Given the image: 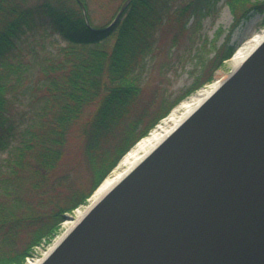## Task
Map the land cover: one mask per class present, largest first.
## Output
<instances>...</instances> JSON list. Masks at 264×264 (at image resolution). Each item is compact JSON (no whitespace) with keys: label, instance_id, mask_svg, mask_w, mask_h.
<instances>
[{"label":"trees","instance_id":"obj_1","mask_svg":"<svg viewBox=\"0 0 264 264\" xmlns=\"http://www.w3.org/2000/svg\"><path fill=\"white\" fill-rule=\"evenodd\" d=\"M125 1L0 0V153L18 141L0 172V264H24L66 215L87 204L121 157L179 101L210 83L234 51L227 37L213 56L200 58L178 95L143 100L148 57L214 0H129L105 29ZM250 8L263 15L264 26V0L241 6L234 25ZM47 31L68 45L62 53L46 48ZM72 134L81 159L77 176L66 162Z\"/></svg>","mask_w":264,"mask_h":264},{"label":"water","instance_id":"obj_2","mask_svg":"<svg viewBox=\"0 0 264 264\" xmlns=\"http://www.w3.org/2000/svg\"><path fill=\"white\" fill-rule=\"evenodd\" d=\"M41 264H264V41Z\"/></svg>","mask_w":264,"mask_h":264},{"label":"rangeland","instance_id":"obj_3","mask_svg":"<svg viewBox=\"0 0 264 264\" xmlns=\"http://www.w3.org/2000/svg\"><path fill=\"white\" fill-rule=\"evenodd\" d=\"M256 1L260 0H214L205 7L197 20H189L188 29L185 32L177 34L173 29L169 34L167 33L158 49L146 60L145 68L140 75L141 84L144 86L142 95L143 100L148 99L152 94L163 92L170 94L171 98H174L191 83L196 73L195 69L198 65V61L201 57L213 56L215 47H219L227 37L229 38L228 45L232 46L235 50L253 33L259 32L264 27L261 25L263 15L257 13L256 10L252 8H250L239 22L234 25L235 20L242 13L240 7L245 6V9H248ZM231 5H236L235 12ZM45 34L46 36H44L42 41L46 48L53 53H62L67 48L68 45L58 35L50 31H47ZM38 40L39 38L35 41L31 40V45H35ZM230 71V65L227 59L224 61L223 65L215 71L213 80L210 83L205 84L195 92L187 95L181 101L189 99L197 91L206 88L214 81L225 79ZM160 121L158 123H160ZM155 126L151 130H153ZM75 135L76 134H72L71 139ZM16 145H18V141H14L12 147L8 151L0 153V172L6 169L7 159L11 158L16 153ZM68 151L66 159L67 165L70 168H75L74 174L77 173L76 176L82 174L81 159H79L77 154V140L75 138L70 141ZM58 174L59 179H61L64 172L62 171ZM70 177L73 178V173ZM73 216L74 211L68 214L66 219L72 218ZM62 223L53 237L49 240H42V242L32 250V254L25 259L24 264H27L28 261L32 259L40 257L42 252L51 244L54 237L62 231Z\"/></svg>","mask_w":264,"mask_h":264},{"label":"bare ground","instance_id":"obj_4","mask_svg":"<svg viewBox=\"0 0 264 264\" xmlns=\"http://www.w3.org/2000/svg\"><path fill=\"white\" fill-rule=\"evenodd\" d=\"M264 41V27L253 33L238 46L228 59L230 73L235 71L250 54ZM229 73V74H230ZM228 74V75H229ZM224 79L214 81L206 88L200 89L189 99L181 101L158 123L145 137L137 141L119 160L111 174L105 177L82 208L74 210V216L62 223V231L56 235L51 244L42 252L39 258L28 261L27 264H41L44 259L58 246L65 236L78 224L87 212L124 176H126L156 145L167 137L190 113L198 108L205 99L222 83Z\"/></svg>","mask_w":264,"mask_h":264}]
</instances>
